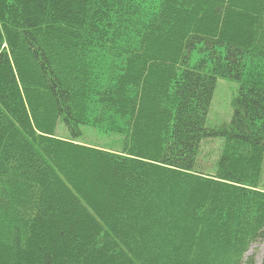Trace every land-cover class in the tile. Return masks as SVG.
I'll list each match as a JSON object with an SVG mask.
<instances>
[{
	"label": "trees",
	"instance_id": "trees-1",
	"mask_svg": "<svg viewBox=\"0 0 264 264\" xmlns=\"http://www.w3.org/2000/svg\"><path fill=\"white\" fill-rule=\"evenodd\" d=\"M263 174L264 0H0V264H254Z\"/></svg>",
	"mask_w": 264,
	"mask_h": 264
},
{
	"label": "rangeland",
	"instance_id": "rangeland-1",
	"mask_svg": "<svg viewBox=\"0 0 264 264\" xmlns=\"http://www.w3.org/2000/svg\"><path fill=\"white\" fill-rule=\"evenodd\" d=\"M236 91L237 85L233 82L224 79H219L217 81L208 116V124L210 127L225 126L230 121L232 102L236 95ZM80 141L100 146L108 143L106 138L98 135L95 131L86 128H84V137ZM221 145L222 141L220 139H209L205 141L199 157L201 164L211 168L214 163L213 161H215L220 153ZM262 188H264V174L262 178ZM247 255L253 257L254 264H261L264 257V243L253 245L249 249Z\"/></svg>",
	"mask_w": 264,
	"mask_h": 264
}]
</instances>
